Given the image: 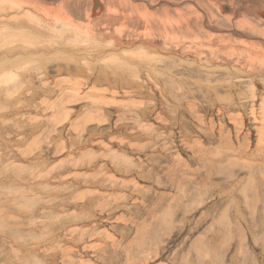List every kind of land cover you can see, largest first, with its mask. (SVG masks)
Listing matches in <instances>:
<instances>
[{
  "label": "rangeland",
  "instance_id": "1",
  "mask_svg": "<svg viewBox=\"0 0 264 264\" xmlns=\"http://www.w3.org/2000/svg\"><path fill=\"white\" fill-rule=\"evenodd\" d=\"M94 1L0 21V63L61 49L0 72V264H264V67L204 23L252 29L210 0Z\"/></svg>",
  "mask_w": 264,
  "mask_h": 264
},
{
  "label": "bare ground",
  "instance_id": "2",
  "mask_svg": "<svg viewBox=\"0 0 264 264\" xmlns=\"http://www.w3.org/2000/svg\"><path fill=\"white\" fill-rule=\"evenodd\" d=\"M37 2H42V3H59L60 0H36ZM211 2L214 3V7L220 12V13H224V10L228 11L230 14L229 15H223V18L225 19L224 23L225 22H229V23H234L236 26H238V28L240 27H248V29H252V36L250 37L251 40H248V41H251L247 44H245L246 42L245 41H241L240 43L238 42H235L234 43V47L228 43L227 41H223V36L225 34V31L223 30V28H217L215 27L214 25H209L208 24V19H205V26L207 28H209L210 30L216 32V35L212 36V38L210 37V41L208 42V45L209 47L211 45H214L215 42H217L218 40H221V42L219 43V45L217 46L215 44V46H217V49L216 51H220V50H224V49H228V50H232V49H235L236 48V52H237V49H243L241 51V53L243 55H248L250 57V62L252 61L253 63H256L258 65V67H264V28H262V24L264 23V0H240V5L239 6H228L227 4H225L224 0H210ZM243 1V3L241 2ZM13 2V3H12ZM35 0H0V21H4V22H7V23H10V24H18V27L15 28V29H24L26 26H30L32 27V29H34L33 31H31L32 34L36 35V29H35V26H31L33 25L34 23L36 22L33 21L35 20V17H37L38 19L41 18L42 20H44L45 22L48 21V17L51 15L50 13V10H46V12L42 11L41 9H39L37 6H36V3ZM95 5L98 7V8H101L100 6V3L98 0H95ZM161 4H167V2L165 0H160ZM210 2V3H211ZM169 4V3H168ZM55 5V4H54ZM253 5L255 9H251L250 6ZM142 6V5H141ZM212 6V7H213ZM140 7V5H139ZM150 7H152L150 5ZM57 8V6H56ZM62 8V7H60ZM145 8V7H144ZM153 8V7H152ZM143 9V8H142ZM237 9H240V10H237ZM61 10V9H60ZM141 10V9H139ZM201 11V9H199ZM188 11V9H187ZM142 12V11H141ZM168 12V11H166ZM202 12V11H201ZM218 12V13H219ZM241 12L245 13V14H249V15H257L259 14L260 16H263V18H260L259 21L256 22V25H252V22L251 20H248L247 18H240L242 17L241 15ZM62 13H63V9L61 11H59V9L57 10L56 14L53 15L54 19L56 22H63V17H62ZM183 13V12H182ZM195 13V12H194ZM193 13V14H194ZM34 15L35 17L31 16V15ZM192 11L190 13V15L192 16ZM203 15L206 17V15L203 13ZM220 16V15H218ZM142 17L144 18V20H149V21H152L154 22L155 24L158 23L160 26L163 27L164 29V32L167 31V29L170 27L172 28L176 19L172 18V16H168L167 14L166 15H160L156 10H150L148 8H146L143 12V15ZM204 17V18H205ZM142 18V19H143ZM67 19V18H65ZM179 19V18H178ZM177 19V20H178ZM181 19V18H180ZM214 19V18H213ZM251 19V18H250ZM199 20V19H198ZM253 20V19H252ZM256 20V19H255ZM180 21V20H179ZM178 21V22H179ZM182 22V20H181ZM214 22H215V19H214ZM146 23V22H145ZM180 23V22H179ZM217 23H219L217 21ZM0 24H3L2 22ZM29 24V25H27ZM181 24V23H180ZM227 24V23H225ZM148 25V24H147ZM233 25V24H232ZM4 26V25H3ZM17 26V25H15ZM156 26V25H155ZM179 26V25H177ZM218 26V25H217ZM10 27H12L10 25ZM154 27V26H153ZM232 27V26H231ZM155 28V27H154ZM239 28V29H240ZM149 29V28H148ZM156 29V28H155ZM174 31V30H172ZM190 31V30H189ZM148 32V31H147ZM168 32V31H167ZM251 32V31H249ZM248 32V33H249ZM111 33V32H110ZM150 33V32H149ZM172 33V32H171ZM247 33V32H246ZM262 33V34H260ZM114 33H112L113 35ZM116 34V33H115ZM114 34V35H115ZM173 34V33H172ZM227 34V37L229 38V35L228 33ZM250 34V33H249ZM56 35V34H55ZM55 35H52L55 37ZM111 34H109L110 36ZM168 35V34H167ZM230 35H241L243 37H249L247 34H245V32H238V31H232L230 32ZM25 36V35H24ZM166 36V35H165ZM27 37V36H26ZM29 37V36H28ZM35 37V36H34ZM53 37V38H54ZM106 38H108L106 35H105ZM111 37V36H110ZM113 37V36H112ZM172 37V36H171ZM184 37V36H183ZM226 37V38H227ZM37 42H34V38L33 40H31L30 38L28 40H24L23 43H29V47H26L23 45L22 47V52L18 55V56H15L13 58H10V59H4L1 63H0V72H2L3 70H7L8 72H13V70L10 68L11 66L13 65H17L21 62V59L23 57H26V61L28 63H30L32 60H35L36 58L38 60H40V57H38L39 55H42V54H45L48 52V50H50V52H55V53H58V50L57 48L54 49L53 47V51L52 49H50V46H47V45H44V46H39V38L38 37H35ZM52 38V37H51ZM168 38V37H166ZM170 38V37H169ZM198 38V36H197ZM225 38V37H224ZM225 38V39H226ZM233 38V37H232ZM246 38V39H247ZM114 41H116L117 43L119 42L118 40V36H114L112 38ZM195 39V38H194ZM52 40V39H51ZM57 40V39H56ZM198 40V39H197ZM41 41V40H40ZM43 41V40H42ZM41 41V42H42ZM231 41V38L230 40ZM235 41V40H234ZM260 41V42H259ZM185 42V41H184ZM31 43L33 44H37L38 46L35 45V48L31 47ZM57 43V42H56ZM62 44V43H61ZM124 44V43H123ZM138 44H140L139 46L140 47H144V48H147L149 49L148 47H151L154 48L155 46V49L157 47V49H159V45L158 43H156V41H139ZM233 44V43H232ZM43 45V44H41ZM53 45V44H52ZM153 45V46H151ZM34 46V45H33ZM61 46V45H60ZM117 46H121V45H117ZM41 47V48H40ZM56 47V46H55ZM59 47V46H58ZM62 47V46H61ZM231 47V48H229ZM233 47V48H232ZM63 49V48H62ZM61 50V49H60ZM59 50V51H60ZM114 51V49H112ZM111 50V51H112ZM116 50V49H115ZM213 50V49H211ZM238 50V51H239ZM63 51V50H62ZM225 52V50H224ZM246 54H244V53ZM227 53V52H226ZM234 54V52H232ZM241 54V55H242ZM176 55V54H175ZM61 56V55H60ZM98 58V57H97ZM38 62V61H37ZM36 62V63H37ZM3 77H7V75H3ZM263 82V81H262ZM261 82V83H262ZM262 85V84H261ZM31 127V126H30ZM33 132V131H32ZM35 160V159H34Z\"/></svg>",
  "mask_w": 264,
  "mask_h": 264
}]
</instances>
